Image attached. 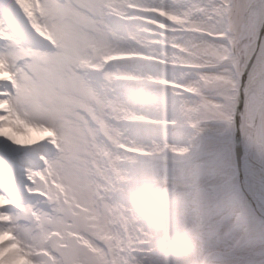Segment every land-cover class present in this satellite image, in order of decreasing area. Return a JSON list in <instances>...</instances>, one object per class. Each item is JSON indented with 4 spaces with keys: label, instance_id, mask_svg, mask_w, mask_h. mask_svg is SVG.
<instances>
[{
    "label": "snow or ice",
    "instance_id": "snow-or-ice-1",
    "mask_svg": "<svg viewBox=\"0 0 264 264\" xmlns=\"http://www.w3.org/2000/svg\"><path fill=\"white\" fill-rule=\"evenodd\" d=\"M208 121L264 166V0H0V264H151Z\"/></svg>",
    "mask_w": 264,
    "mask_h": 264
},
{
    "label": "rangeland",
    "instance_id": "rangeland-1",
    "mask_svg": "<svg viewBox=\"0 0 264 264\" xmlns=\"http://www.w3.org/2000/svg\"><path fill=\"white\" fill-rule=\"evenodd\" d=\"M201 128L204 131L197 134L195 129L186 127L182 138L173 137L171 142L184 147L196 145L193 163L202 165L207 177L201 186L216 191L189 209L177 236L190 234L193 237L188 242L190 249L203 260L206 255L211 256V264H264V222L254 215L241 194L232 151L233 135L230 136L227 126L219 121H208ZM36 135L32 133L33 137ZM240 200L244 201L245 210ZM242 229L250 230L248 242L241 252L228 254L231 245L242 236ZM150 246H145L142 259L151 264H169L163 258L150 256L153 251ZM193 258L190 253V260L185 264H197Z\"/></svg>",
    "mask_w": 264,
    "mask_h": 264
},
{
    "label": "bare ground",
    "instance_id": "bare-ground-1",
    "mask_svg": "<svg viewBox=\"0 0 264 264\" xmlns=\"http://www.w3.org/2000/svg\"><path fill=\"white\" fill-rule=\"evenodd\" d=\"M3 145L0 144V147ZM251 157V156H250ZM245 173L247 177V185L248 189L250 190L253 198L256 200L257 204L259 205L260 209L264 212V208L261 205H264L263 198H264V187L262 186L261 181L263 180L262 174L260 170L249 160H247L245 164ZM175 261L180 264H184V262L179 258L177 255L175 257Z\"/></svg>",
    "mask_w": 264,
    "mask_h": 264
},
{
    "label": "water",
    "instance_id": "water-1",
    "mask_svg": "<svg viewBox=\"0 0 264 264\" xmlns=\"http://www.w3.org/2000/svg\"><path fill=\"white\" fill-rule=\"evenodd\" d=\"M234 140L236 143V152H237V158H238V166H239V172H240V177H241V183H242L244 192L246 193L251 204L253 205V200L251 199L250 195L245 190V187L243 185V169H244L245 154H244V150H243L242 138H240L238 134H234ZM255 209L258 212V214L264 219V215L262 213H260L257 208H255Z\"/></svg>",
    "mask_w": 264,
    "mask_h": 264
}]
</instances>
